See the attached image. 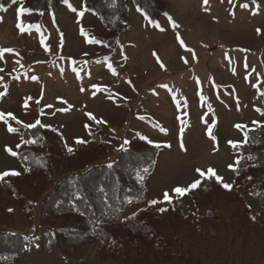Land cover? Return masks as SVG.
<instances>
[{"label": "rangeland", "instance_id": "1", "mask_svg": "<svg viewBox=\"0 0 264 264\" xmlns=\"http://www.w3.org/2000/svg\"><path fill=\"white\" fill-rule=\"evenodd\" d=\"M164 1L165 12L154 21L135 6L139 13L127 14V29L113 49L94 38L103 26L83 0H63L56 10L42 13L27 10L21 0L0 6V49L14 50L0 54V113L5 114L0 173H24L6 149L16 152L27 125L40 124L61 135L66 153L93 146L92 134L102 132L106 153L98 163L116 159L134 135L156 146L144 182L146 201L129 205L123 217L178 202L197 214L188 193L172 190L202 178L198 168L205 173L212 168L221 183L233 184L246 132L258 128L250 94L258 77L264 78V0ZM21 6L26 11L18 14ZM9 125L16 131L9 132ZM165 192L171 203L163 199ZM245 202L252 215L258 212L255 199L245 197ZM39 204L29 223L9 208L15 219L11 231L26 241L25 254L14 264H114L98 261L94 243L72 257L56 246L42 250L46 228L38 223Z\"/></svg>", "mask_w": 264, "mask_h": 264}, {"label": "trees", "instance_id": "2", "mask_svg": "<svg viewBox=\"0 0 264 264\" xmlns=\"http://www.w3.org/2000/svg\"><path fill=\"white\" fill-rule=\"evenodd\" d=\"M13 0H0L7 7ZM63 0H21L27 10L54 11ZM129 0H83L94 12L103 33L94 38L113 49L127 29ZM150 20L165 12L164 0H130ZM95 144L63 150L61 135L35 124L21 133L17 158L21 175L0 180V264H14L25 254V238L11 231L16 208L26 223L40 200L38 223L46 228L40 248L56 246L69 257L87 243L96 245L98 261L114 264H264V128L247 131L231 189L214 176H203L188 192L197 214L183 205L137 209L123 217L129 205L145 201L144 182L153 170L156 146L134 135L110 163H98L106 153L100 131ZM245 197L258 203L251 214Z\"/></svg>", "mask_w": 264, "mask_h": 264}, {"label": "snow or ice", "instance_id": "3", "mask_svg": "<svg viewBox=\"0 0 264 264\" xmlns=\"http://www.w3.org/2000/svg\"><path fill=\"white\" fill-rule=\"evenodd\" d=\"M16 2V0H13V3H15ZM203 2H204V4L206 5L207 3H208V0H203ZM242 7H248V5H242ZM24 11H26L22 6L20 7V8H18L17 9V12H18V14H20V13H23ZM83 13H81V15H82ZM17 27L19 28V30L21 31V32H24L26 29H25V27H24V24H23V22H19L18 24H17ZM261 30L260 29H257V32L259 33ZM178 39H180L179 37H178ZM180 43H181V45L183 46L184 45V41L181 39L180 40ZM12 51H14L13 49H11V48H3V49H0V54H2L3 52H12ZM189 51L191 52L192 50L191 49H189ZM154 55H156L155 53H154ZM157 60H158V62H159V57L157 56ZM184 62L185 63H187L188 61L185 59L184 60ZM162 68L164 67V65H163V63H161V65H160ZM109 67H111V65H109ZM33 79H36V77H32ZM95 87V86H94ZM162 87H166V85H162ZM82 91H83V89H81ZM0 95H3V93H0ZM29 99H31V98H29ZM66 103V102H65ZM25 105H27V101H25ZM7 115H9V116H11V113H8ZM88 116L91 118V119H93V120H96V118L91 114V113H88ZM5 119V114L4 113H0V120H4ZM13 119H15V117H13ZM98 123H101V122H104V121H102V120H100V121H97ZM37 123H39V121H37ZM28 127H34V125H27ZM237 127H241L240 125H237ZM8 131L9 132H15L16 131V129L14 128V127H12L11 125H9L8 126ZM209 135H211V131L209 130ZM78 142H83V141H78ZM10 154H12L13 156H15V155H17V153L16 152H14L11 148H7L6 149ZM229 167H232V165H230ZM196 172L197 173H199V175L200 176H205V175H207V176H209V177H211V176H216V173H215V170L214 169H212V168H209V169H207V173H205L204 171H202L201 169H196ZM19 173H17V172H15V171H5V172H3V173H0V180H2L4 177H6V176H9V175H18ZM216 179L217 180H221V178L220 177H218V176H216ZM200 183H201V181L199 180V179H197V180H195V181H193L189 186H187V187H181V186H177V187H175L172 191L174 192V193H176L177 195H179V196H183V195H185V194H187L188 192H190V191H192V190H194V189H196L199 185H200ZM223 187L224 188H226V189H231V187H232V185H230V184H227V183H225V184H223ZM163 199L165 200V201H167V202H169V203H171V201H172V197L169 195V193L168 192H165L164 194H163ZM151 203H153V204H155V203H157V201H151ZM161 211H165V209H160ZM9 211H11V209L9 210Z\"/></svg>", "mask_w": 264, "mask_h": 264}, {"label": "built area", "instance_id": "4", "mask_svg": "<svg viewBox=\"0 0 264 264\" xmlns=\"http://www.w3.org/2000/svg\"><path fill=\"white\" fill-rule=\"evenodd\" d=\"M250 97L251 107L257 112V118L254 119L253 122L256 124V127L264 128V79H257L252 88Z\"/></svg>", "mask_w": 264, "mask_h": 264}, {"label": "crops", "instance_id": "5", "mask_svg": "<svg viewBox=\"0 0 264 264\" xmlns=\"http://www.w3.org/2000/svg\"><path fill=\"white\" fill-rule=\"evenodd\" d=\"M127 10H128V17H129V13L130 12H133V13H139V12H137L136 10H135V5L132 3V1H128V4H127ZM146 16V15H145ZM147 17V16H146ZM258 79H260V80H262V79H264L263 78V76L262 77H258ZM20 143V142H19ZM16 150H17V148H16ZM24 169H22V170H20L19 171V173L21 174V171H23ZM145 196H146V194H145ZM145 201H146V197H145ZM144 201V202H145Z\"/></svg>", "mask_w": 264, "mask_h": 264}]
</instances>
